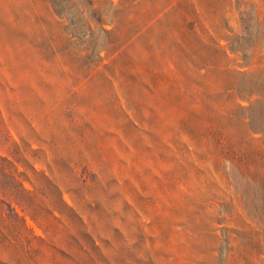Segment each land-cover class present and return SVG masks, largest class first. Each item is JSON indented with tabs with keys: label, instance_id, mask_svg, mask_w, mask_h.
<instances>
[{
	"label": "rangeland",
	"instance_id": "obj_1",
	"mask_svg": "<svg viewBox=\"0 0 264 264\" xmlns=\"http://www.w3.org/2000/svg\"><path fill=\"white\" fill-rule=\"evenodd\" d=\"M0 264H264V0H0Z\"/></svg>",
	"mask_w": 264,
	"mask_h": 264
}]
</instances>
